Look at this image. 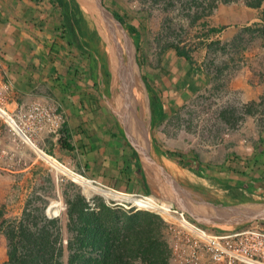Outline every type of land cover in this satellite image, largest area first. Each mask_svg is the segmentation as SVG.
I'll return each mask as SVG.
<instances>
[{
    "label": "rangeland",
    "instance_id": "obj_1",
    "mask_svg": "<svg viewBox=\"0 0 264 264\" xmlns=\"http://www.w3.org/2000/svg\"><path fill=\"white\" fill-rule=\"evenodd\" d=\"M76 1L85 21L100 37L98 54L110 75L107 89L104 82L100 84L102 104L114 112L120 122L123 121L124 95L120 89L124 86L122 80L130 75L126 52L130 48L136 62L134 111L132 114L128 111L136 122L140 146L150 151L147 143L150 134L154 156L164 163L171 161L176 166L171 168L178 177H184L187 187L206 190L222 203L230 202L218 181L229 186L238 185L239 181L258 176L256 171L262 172L264 168L261 166L264 155L259 156L257 164H248L264 139V4L256 9L240 1L219 4V10L217 7L211 14L196 20V11L199 5L205 6L204 0H104L107 8L117 12L127 26L139 33L136 51L127 28L124 30L128 43L110 23L104 21L108 32L103 31L93 4ZM210 28H220L221 31L208 33ZM172 45L185 47L190 52L193 65L178 60ZM97 76L102 82L103 76L98 69ZM142 77L155 89L166 109L164 120L152 131L147 86ZM33 100L41 101H30ZM250 102L260 105L253 108L254 115L248 116L244 114V107ZM40 136L33 142L42 149L36 141ZM164 152L177 154L172 161L163 155ZM194 160L201 163L205 176H200V167L191 162ZM245 163L247 169L243 168ZM144 165H148L146 161ZM250 168L247 176L241 175L242 171L249 172ZM60 171H50L38 152L13 135L0 120V224L2 221H18L25 210L39 221L41 213L46 219L57 222L60 235L65 240L70 236L66 197L80 193L91 208H94L95 201L101 200L111 209L157 217L162 222L159 233L169 249L166 264H185L191 248L181 239L184 236L172 220L155 211L128 208V204L126 207L113 206V201L106 200L112 197L138 199L153 206L147 201H153L152 196L142 199L125 197L94 186L65 170ZM82 189L88 194H84ZM247 195L253 203L264 204V184L252 195ZM6 260L7 241L0 232V264ZM66 260L65 251L64 264ZM133 264L140 263L135 261Z\"/></svg>",
    "mask_w": 264,
    "mask_h": 264
},
{
    "label": "crops",
    "instance_id": "obj_2",
    "mask_svg": "<svg viewBox=\"0 0 264 264\" xmlns=\"http://www.w3.org/2000/svg\"><path fill=\"white\" fill-rule=\"evenodd\" d=\"M61 22L55 0H0V61L13 83L10 108L41 99L58 105L66 116L58 137L42 134L37 138L40 147L106 186L162 199L178 198L212 223L224 224L218 220V213L205 205L221 207L222 202L206 190L187 187L184 177L169 168H176L171 161L164 164L158 160L153 147L150 151L143 149L137 138L154 163L146 161L148 165H144L129 143L124 125L102 104V91L91 80L86 57L71 43V36L62 32ZM155 164L162 166L174 181H167ZM148 174L156 177L155 186ZM155 201L153 198L152 203Z\"/></svg>",
    "mask_w": 264,
    "mask_h": 264
},
{
    "label": "trees",
    "instance_id": "obj_3",
    "mask_svg": "<svg viewBox=\"0 0 264 264\" xmlns=\"http://www.w3.org/2000/svg\"><path fill=\"white\" fill-rule=\"evenodd\" d=\"M103 4L106 7L104 0ZM205 6L199 5L196 11V20L211 14L219 4H232L242 2L249 8H259L264 0H204ZM61 17V30L68 33L78 51L81 52L89 64L90 75L93 84L100 86L104 82L108 87L109 72L99 57L97 44L100 37L94 28H90L84 19V13L76 0H55ZM107 8V7H106ZM112 15L122 24L124 29L130 32L136 51L139 46V33L126 25L124 19L117 12L111 11ZM264 16V15H263ZM195 20V21H196ZM221 29L210 28L208 33H220ZM178 60H184L188 65H193L190 52L185 47L172 45ZM98 73L103 76L100 82ZM143 83H146L142 77ZM148 104L151 113L150 130L164 120L166 109L163 100L158 96L155 89L147 85ZM260 102L262 99L260 98ZM260 105L250 102L245 108V115L255 114L254 107ZM154 141V140H153ZM258 146L255 156L249 163L257 164L259 156L264 155V139ZM177 153L164 152L163 155L170 160ZM258 154V155H257ZM200 167V176H205L202 165L197 160L191 161ZM235 163V161H234ZM252 165L250 167H252ZM264 167V161L261 166ZM245 169V165H243ZM205 167L209 168V166ZM242 171V176L250 173ZM259 175L252 176L238 185L229 186L227 183L218 181L222 190L227 193L230 202H223L224 206L253 203L247 195H252L256 189L264 184V168ZM252 172V171H251ZM88 194L87 190H83ZM111 200L132 204L133 207L150 208L151 205L138 199L126 200L124 198L112 197ZM130 201V202H129ZM94 208L86 202L80 193L72 197H66L67 205V231L69 237L62 239L59 227L55 220L46 219L40 213V220L31 217L25 210L18 221H2L0 232L7 241V260L3 264H64V252H67L66 264H166L169 257V249L159 233L162 222L152 215L141 212H124L111 209L104 205L101 200L95 201Z\"/></svg>",
    "mask_w": 264,
    "mask_h": 264
},
{
    "label": "built area",
    "instance_id": "obj_4",
    "mask_svg": "<svg viewBox=\"0 0 264 264\" xmlns=\"http://www.w3.org/2000/svg\"><path fill=\"white\" fill-rule=\"evenodd\" d=\"M12 91L13 83L7 79V69L0 61V120L3 125L13 135L33 147L50 171L61 172V169L65 170L90 181L94 186L125 197L131 196L130 198L142 199L152 196L155 198L156 201L150 208L133 207L132 204L107 198L106 200L113 201V206L126 207L128 204V208L155 211L168 220H172L184 236L181 239H184L188 243L187 247L191 248L185 257V264H264V221H254L234 231H215L194 222L169 200L154 195L124 193L86 177L79 170L67 167L56 157L37 148L33 142L37 136L42 134L53 136V138L59 136L66 123V116L60 107L50 101L33 100L15 104L14 108H10V104L13 102ZM41 154L51 161L45 159ZM167 203H170L168 211L165 210Z\"/></svg>",
    "mask_w": 264,
    "mask_h": 264
},
{
    "label": "water",
    "instance_id": "obj_5",
    "mask_svg": "<svg viewBox=\"0 0 264 264\" xmlns=\"http://www.w3.org/2000/svg\"><path fill=\"white\" fill-rule=\"evenodd\" d=\"M90 3L93 4L94 8L96 9L99 17V22L103 26V31L107 33V26L104 25V21L107 23H110L114 25L116 30L120 32L125 42L128 43V37L126 35V32L122 26V24L112 15V13L104 6L102 0H87ZM103 19V20H102ZM115 52V51H114ZM127 52V59H128V73H130L129 78H122L124 86L122 89H120V93L124 95V103H123V110L129 109L131 111V114L134 111V78H135V57L133 56V53L131 52V49H126ZM116 58L117 54L114 53ZM122 67V66H121ZM124 68V67H123ZM134 119V118H133ZM132 121V120H131ZM135 121V120H133ZM121 123L124 125L126 136L129 141V143L135 148L137 151L140 159L142 162L148 161L152 165L151 161H149L151 158L149 154L144 151L139 144H136V137H137V129L132 125V123L121 121ZM150 128V125H149ZM148 146L149 148L152 147L150 134L148 135ZM155 167H157V170L165 177L167 181H174L172 176L160 165L155 164ZM172 180V181H171ZM165 199L171 201L179 210H182L185 212L194 222L197 224L206 227V228H216L221 229L224 231H234L237 229H240L254 221H264V204H256V203H248V204H238V205H232V206H221V207H215L210 204H205L208 208L215 210L218 213V220L223 222L224 224H214L212 223L205 215L200 213L198 210L193 209L190 207L186 202L178 199L173 198L171 196L165 197Z\"/></svg>",
    "mask_w": 264,
    "mask_h": 264
},
{
    "label": "bare ground",
    "instance_id": "obj_6",
    "mask_svg": "<svg viewBox=\"0 0 264 264\" xmlns=\"http://www.w3.org/2000/svg\"><path fill=\"white\" fill-rule=\"evenodd\" d=\"M84 2V1H83ZM88 5H90V4H88ZM117 79V78H116ZM127 116V117H124V116ZM121 117H122V120L123 121H126V122H128L129 123V121H130V123H132V125L134 126V124H136V122L135 121H133L134 119L132 118V116L129 114V111L127 110V109H122V111H121ZM132 120V121H131ZM135 127V126H134ZM136 139H137V137H136ZM136 144L138 145L139 144V142H138V140H136ZM168 162V161H167ZM165 164V163H164ZM171 166L172 165H169V168H171ZM172 169V168H171ZM148 177H149V181H150V183H151V185H153V186H155L156 185V183H157V180H156V177L153 175V174H148ZM108 192V191H107ZM112 192V191H111ZM108 193H110V192H108ZM147 201H150V202H152L151 200H147ZM170 208V203H167L166 204V206H165V210L166 211H168V209Z\"/></svg>",
    "mask_w": 264,
    "mask_h": 264
},
{
    "label": "flooded vegetation",
    "instance_id": "obj_7",
    "mask_svg": "<svg viewBox=\"0 0 264 264\" xmlns=\"http://www.w3.org/2000/svg\"><path fill=\"white\" fill-rule=\"evenodd\" d=\"M203 193H201V195H202Z\"/></svg>",
    "mask_w": 264,
    "mask_h": 264
}]
</instances>
